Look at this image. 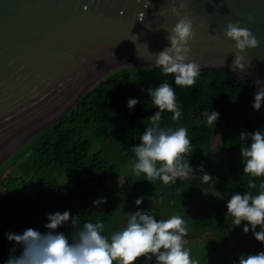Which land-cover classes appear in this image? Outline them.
I'll return each mask as SVG.
<instances>
[{
    "label": "trees",
    "instance_id": "obj_1",
    "mask_svg": "<svg viewBox=\"0 0 264 264\" xmlns=\"http://www.w3.org/2000/svg\"><path fill=\"white\" fill-rule=\"evenodd\" d=\"M165 80L174 89L181 116L174 121L171 112L163 111L160 126L188 130L190 148L182 155L194 168L202 163L214 182H204L197 172L192 185L181 178L165 185L159 179L148 182L143 174L135 176L125 167L134 161L132 147L157 110L147 89ZM255 89L253 82L240 81L226 70L199 72L195 83L186 87L175 85L171 74L160 69L116 72L0 167V215H15L14 221L0 227L6 228L5 233H17L24 217L29 227L43 233L47 214L69 210L80 216L81 226L86 221L103 222L104 234L109 235L123 227L125 213L135 211V199L143 196L141 210L154 209L157 219H162L160 215L167 219L173 212L185 220L188 232L184 238L189 242L190 258L197 264H234L242 254L264 251V244L254 239L251 229L244 233L243 222L236 227L232 217L225 215L231 194L257 191L248 188L250 176L243 173L238 139L241 131L264 129V105L260 110L251 106ZM129 98L138 100L132 109L127 107ZM211 109L219 113L215 125L206 123L203 116ZM220 136L222 149L214 154ZM120 178L125 179L122 186ZM253 179L257 185L264 181V177ZM212 191L227 197L210 196ZM99 197L106 202L96 207L92 202ZM58 231L70 236L72 230L66 225ZM207 235L220 244L205 241ZM12 247L13 242L0 237V264ZM19 251L17 246L16 254ZM143 261L140 257L135 264Z\"/></svg>",
    "mask_w": 264,
    "mask_h": 264
},
{
    "label": "water",
    "instance_id": "obj_2",
    "mask_svg": "<svg viewBox=\"0 0 264 264\" xmlns=\"http://www.w3.org/2000/svg\"><path fill=\"white\" fill-rule=\"evenodd\" d=\"M145 2L0 0V167L105 78L160 69L148 52L168 45L165 30L181 17L193 24L188 59L200 72L229 71L255 84L251 95L264 89V0ZM230 22L258 41L243 54L242 72L231 67L235 48L223 35Z\"/></svg>",
    "mask_w": 264,
    "mask_h": 264
},
{
    "label": "clouds",
    "instance_id": "obj_3",
    "mask_svg": "<svg viewBox=\"0 0 264 264\" xmlns=\"http://www.w3.org/2000/svg\"><path fill=\"white\" fill-rule=\"evenodd\" d=\"M149 0L145 8L149 7ZM183 8V5L180 6ZM173 15H179L176 7L171 9ZM165 30V29H164ZM167 31L168 45L162 50L149 53L148 57L165 75L171 74L175 85L186 87L195 83L201 66L189 60V41L195 35L191 20L186 17L177 19L174 26ZM224 38L234 44L235 53L231 67L243 71L245 69L244 53L255 49L258 41L249 29L239 23H228L223 32ZM147 47V45H146ZM143 91V89H142ZM156 111L149 117V124L139 136V142L132 150L135 154L133 162L125 167L130 168L135 176L143 174L144 180L151 182L159 179L163 184L175 183L177 178L189 174L200 173L204 182H214L209 173L204 171L203 164L195 168L189 160L184 159V153L190 148L188 130L185 127L164 128L160 126L161 112L172 113L175 121L181 116V108L177 102L174 89L166 80L154 89H147ZM138 100L129 98L128 109H132ZM264 105V89H257L253 101V110H260ZM206 123L214 124L219 113L214 110L203 113ZM240 156L243 163V173L249 174V189L252 191L235 192L226 202V217H232V224L241 226L248 233L251 229L256 241L264 244V181L258 185L253 178L264 177V129L252 132L241 131ZM143 196L135 199V211L125 213L124 226L104 234V224L101 221L84 222L80 225V216L63 212L47 214L45 232L28 227L21 233L6 232L5 239L13 242L8 258L4 264H135L143 257L142 264H197L190 258V252L185 247L184 236L188 232L185 220L180 215H171L167 219H157L154 209L141 210L139 206ZM104 197L93 200L94 206H102ZM71 228L70 236L58 229L64 226ZM259 226V231H256ZM19 246V254L16 248ZM234 264H264V251L255 255H241Z\"/></svg>",
    "mask_w": 264,
    "mask_h": 264
},
{
    "label": "rangeland",
    "instance_id": "obj_4",
    "mask_svg": "<svg viewBox=\"0 0 264 264\" xmlns=\"http://www.w3.org/2000/svg\"><path fill=\"white\" fill-rule=\"evenodd\" d=\"M222 142H223V138H222V136H220V137H218L217 138V140H216V142H215V145H214V148H213V152H214V154H217V153H220L221 152V149H222ZM195 175H192V174H189L188 176H186V177H182L181 179H183V180H186V181H189L190 182V185H192L193 183H195V179L198 177V173L197 172H195L194 173ZM124 182H125V179L124 178H120L119 180H118V183H120V186H122L123 184H124ZM211 195H215V196H224L225 198L227 197V195L226 194H223L222 192H220V191H212L211 193H210V196ZM190 210V209H189ZM189 210H187V212L189 211ZM171 215H174V213L173 212H171ZM1 217H0V225L2 224V223H4V222H9V221H14L15 220V215L14 214H11V213H9V212H4V213H2L1 215H0ZM161 217H162V219H164V217L165 216H162V215H160ZM21 220H23V221H21ZM20 223L18 224V226L16 227V232L17 233H21L24 229H26V228H28L29 227V225H28V223L26 222V220L24 219V217H23V219H20ZM125 221H126V217H124V220H123V224H125ZM6 225V224H5ZM124 226V225H123ZM3 228V226H1L0 227V237L1 238H3V239H5V236H4V234H5V230H6V228H4V230L2 229ZM11 228V227H10ZM12 228H14V227H12ZM184 239V241H185V247H187L188 248V244H189V242L185 239V238H183ZM203 239H205V241H210V240H213V241H215V242H217L218 244H220V242L218 241V240H214L211 236H209V235H207V236H205V237H203ZM215 259H216V257H214ZM139 259V258H138Z\"/></svg>",
    "mask_w": 264,
    "mask_h": 264
}]
</instances>
